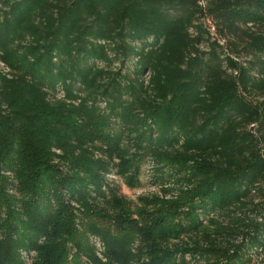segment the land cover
<instances>
[{"label":"trees","instance_id":"trees-1","mask_svg":"<svg viewBox=\"0 0 264 264\" xmlns=\"http://www.w3.org/2000/svg\"><path fill=\"white\" fill-rule=\"evenodd\" d=\"M198 3L0 0V61L15 77L0 93V264L21 251L102 264L89 236L109 264L134 263L135 240L140 264H254L264 251V0ZM46 95L62 97L47 118ZM70 138L107 148L126 184L150 164L162 201L137 219L115 195L112 212L98 207L102 171L54 163L51 146ZM169 237L180 242L160 247Z\"/></svg>","mask_w":264,"mask_h":264},{"label":"rangeland","instance_id":"rangeland-1","mask_svg":"<svg viewBox=\"0 0 264 264\" xmlns=\"http://www.w3.org/2000/svg\"><path fill=\"white\" fill-rule=\"evenodd\" d=\"M212 0H199L198 5L201 6V8L205 9L210 5ZM203 25L207 28V30L210 32L211 37L215 38L216 35L210 31L213 24H211L210 20L204 19L201 21ZM249 30L252 32H258L255 27L249 26ZM190 33L193 35V31H190ZM220 43H223L220 42ZM203 52H208V49L206 46H201L200 48ZM1 53V52H0ZM14 75L11 73L10 69L7 68L3 63L0 61V93L4 91L3 84L8 81L14 82ZM56 98H52L49 95L45 96V99L43 100L42 104L45 107L44 109L48 114H46L44 117H50L51 116V110L54 109V104L56 100H60L61 96H55ZM23 101H26L30 103L26 97L22 98ZM251 128V127H248ZM46 130H50V128L46 127ZM77 143L73 138H70V144H64L62 147L59 146H51V154L55 155L54 163H58L59 158H61V161L63 156L70 157V158H76L79 161L87 162L90 164H95L96 168H99L101 172V176L105 177L106 183L108 184V188L105 186L101 187L102 196L91 194L92 197H94V204L98 205V207L106 208L107 211L112 212L108 206L112 205V196L115 195L113 198H118L121 203L125 204V207H127L131 213L132 219H137V211L141 209H147L150 210L151 207L162 201L163 194L161 193V188L155 183H152V167L150 164L143 162L141 166V172L140 175L137 178V181L134 182L128 181L129 184H126L124 180V176H121L120 173L117 172V168L113 166L112 164H116L117 161L111 162L107 156L104 154V152H107V148L102 146V144L97 143L95 146L91 148H86L82 146H75ZM100 147L104 149L102 152L100 150ZM62 148V149H61ZM62 164H66L64 161ZM104 173V174H103ZM137 183V184H136ZM168 187V186H166ZM111 192L115 194H111ZM168 198V197H166ZM106 201H109L110 205H107ZM257 200H255V203ZM72 206L75 208L74 212H76L78 209V206L75 204H72ZM156 206H153V209ZM115 213V212H113ZM142 219L146 220L147 217L141 216ZM257 221H260L257 219ZM76 226H79V224H76ZM180 239L182 241H186L184 236H181ZM88 241L91 242V245L94 248L95 256L100 260L102 264H109L105 260L104 256V247L101 241L98 238H95L93 236L88 237ZM180 241L174 240V238L169 237L166 241L162 240L160 242V247L163 249L170 247L172 245H175L179 243ZM130 249L127 250L132 255V260H134V263L132 264H140V261L138 260L137 254L138 247H140V244L138 240H135L133 243L130 244ZM155 255H165L164 253L160 251L153 252ZM32 252H25L21 251L20 254V260L22 261V264H31V258H33ZM254 259V264H264V251L260 253L257 256L252 257ZM189 259L186 257L185 261H188ZM172 261L175 264L176 262H181L179 255H175L172 257ZM145 263H147L145 261ZM172 263V264H173ZM110 264H119V261L115 260L113 263Z\"/></svg>","mask_w":264,"mask_h":264},{"label":"built area","instance_id":"built-area-1","mask_svg":"<svg viewBox=\"0 0 264 264\" xmlns=\"http://www.w3.org/2000/svg\"><path fill=\"white\" fill-rule=\"evenodd\" d=\"M212 33H214V28L213 27H211V30H210Z\"/></svg>","mask_w":264,"mask_h":264}]
</instances>
